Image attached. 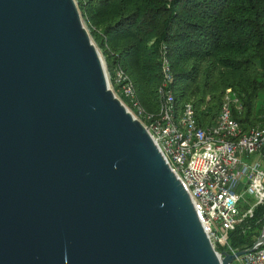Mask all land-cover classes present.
Segmentation results:
<instances>
[{"label": "water", "instance_id": "1", "mask_svg": "<svg viewBox=\"0 0 264 264\" xmlns=\"http://www.w3.org/2000/svg\"><path fill=\"white\" fill-rule=\"evenodd\" d=\"M110 87L77 0H0V264H231Z\"/></svg>", "mask_w": 264, "mask_h": 264}, {"label": "trees", "instance_id": "2", "mask_svg": "<svg viewBox=\"0 0 264 264\" xmlns=\"http://www.w3.org/2000/svg\"><path fill=\"white\" fill-rule=\"evenodd\" d=\"M77 1L108 71L125 70L147 112L160 109L165 45L178 107L192 102L200 125L217 121L229 88L241 100L233 115L243 131L264 125V0ZM263 228L259 205L229 232L230 247L252 246Z\"/></svg>", "mask_w": 264, "mask_h": 264}, {"label": "built area", "instance_id": "3", "mask_svg": "<svg viewBox=\"0 0 264 264\" xmlns=\"http://www.w3.org/2000/svg\"><path fill=\"white\" fill-rule=\"evenodd\" d=\"M162 54L163 80L157 115L142 106L134 82L121 66L113 74L106 67L110 87L148 128L190 194L216 251L235 252L229 245V232L251 217L259 205L264 206V125L243 131L233 115L234 108L241 109V100L230 88L217 121L209 126L200 125L192 102L178 107L173 90L176 78L165 45ZM251 156L254 159L249 160ZM245 195L253 197V202H248ZM240 202L248 204L243 212L238 207ZM235 261L264 264V243L231 264Z\"/></svg>", "mask_w": 264, "mask_h": 264}, {"label": "rangeland", "instance_id": "4", "mask_svg": "<svg viewBox=\"0 0 264 264\" xmlns=\"http://www.w3.org/2000/svg\"><path fill=\"white\" fill-rule=\"evenodd\" d=\"M87 28H88V27H87ZM93 40H94V39H93ZM94 42L96 43L95 40H94ZM96 45L98 46L97 43H96ZM98 48H99V50H100V52H101V54H102V57H103V59H104V61H105L106 67H107V69H108V65H107V62H106V58H105V56H104V54H103V52H102V50L100 49L99 46H98ZM262 102H263V96L261 95V96H260V103H262ZM252 159H254V156H251L249 160H252ZM245 199H246L248 202H253V197H251L250 195H245ZM238 207H239L240 210L243 212V211H245L246 208L248 207V204H247V203H244V202H240V203L238 204ZM234 264H239V263H238L237 261H235Z\"/></svg>", "mask_w": 264, "mask_h": 264}]
</instances>
